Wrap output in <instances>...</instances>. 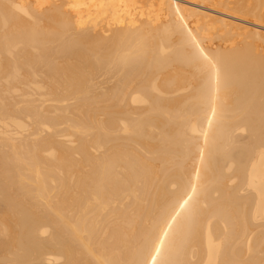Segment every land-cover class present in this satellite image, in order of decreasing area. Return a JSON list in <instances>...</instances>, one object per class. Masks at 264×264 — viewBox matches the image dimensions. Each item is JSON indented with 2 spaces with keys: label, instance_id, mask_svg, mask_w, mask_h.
<instances>
[{
  "label": "bare ground",
  "instance_id": "6f19581e",
  "mask_svg": "<svg viewBox=\"0 0 264 264\" xmlns=\"http://www.w3.org/2000/svg\"><path fill=\"white\" fill-rule=\"evenodd\" d=\"M263 46L264 0H0V264H264Z\"/></svg>",
  "mask_w": 264,
  "mask_h": 264
},
{
  "label": "rangeland",
  "instance_id": "374dc122",
  "mask_svg": "<svg viewBox=\"0 0 264 264\" xmlns=\"http://www.w3.org/2000/svg\"><path fill=\"white\" fill-rule=\"evenodd\" d=\"M188 1H190V0H188ZM186 5H190V4H185V6ZM237 21V23L238 24H242L243 26H244V29H243V33H245V32H247V27H246V25H247V23H245V22H242V21H240V20H236ZM242 31V30H241ZM241 31H238L239 33L241 32ZM260 44H262V43H260ZM263 45V44H262ZM260 46V45H259ZM264 47V46H263ZM260 48H262L261 46H260ZM262 50V49H261ZM263 50H264V48H263Z\"/></svg>",
  "mask_w": 264,
  "mask_h": 264
}]
</instances>
